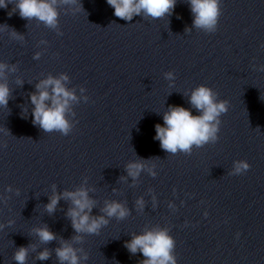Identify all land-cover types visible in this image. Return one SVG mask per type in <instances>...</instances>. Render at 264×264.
<instances>
[{"label": "water", "instance_id": "95a60500", "mask_svg": "<svg viewBox=\"0 0 264 264\" xmlns=\"http://www.w3.org/2000/svg\"><path fill=\"white\" fill-rule=\"evenodd\" d=\"M80 3V11L58 6L56 28L21 18L14 0L0 8V62L14 69L3 78L11 95L0 108V264H17L21 246L26 264H60L55 250L64 243L87 254L80 264H142L124 242L152 229L169 231L177 264H264V0H221L212 33L193 26L186 0L171 15L131 21L114 16L106 0ZM61 74L77 97L68 135L31 121L36 84ZM201 84L228 101L218 140L167 153L153 139L155 125L169 106L198 115L189 96ZM136 159L155 163L157 175L130 177L126 165ZM235 160L250 168L231 175ZM80 189L93 201L90 215L108 220L97 234L73 229L70 199L46 208L54 193ZM110 202L128 215L107 217ZM44 227L54 240H40ZM43 250L49 258L39 260Z\"/></svg>", "mask_w": 264, "mask_h": 264}, {"label": "clouds", "instance_id": "9594fccd", "mask_svg": "<svg viewBox=\"0 0 264 264\" xmlns=\"http://www.w3.org/2000/svg\"><path fill=\"white\" fill-rule=\"evenodd\" d=\"M12 0H0V8H6ZM193 16L192 24L195 28L204 32L212 33L217 29L220 16L221 0H186ZM71 4L77 11L82 5L80 0H14L13 12L18 10L19 16L27 20H38L44 25L56 28L58 26V6ZM106 3L114 9L113 15L125 21H131L134 16L150 17L152 19L163 18L171 15L177 0H106ZM12 13L10 12L9 15ZM6 27V26H5ZM58 34H62L58 32ZM12 35L18 40L23 36L12 30ZM45 41H41L44 43ZM34 58H39V53ZM7 71H14L8 65L0 62V108H5L11 95L8 83L3 82ZM264 70V66H261ZM169 87L174 85L175 74L172 71L164 73ZM68 80L66 74L59 77L48 76L36 84V91L30 95L31 121L38 125L44 132H59L68 135L75 122H69L67 112L70 102L77 99L74 92L66 88ZM18 83H22L18 81ZM83 92L84 89H81ZM218 94L210 87L201 84L191 90L189 102L192 108L199 113L194 115L190 108L183 106H169L163 113V124L155 125V136L153 139L160 142V147L170 154L178 152L190 154L193 146L202 147L207 143L218 140V132L221 124L220 116L228 110V101L218 99ZM87 100L88 98L85 97ZM261 99H264L261 97ZM26 112V110H25ZM23 118V115H22ZM7 130V134H8ZM155 163L151 160H132L126 165L127 174L136 178L142 170H146L155 177ZM250 168L246 160L233 161L231 175L242 174ZM11 190L10 187L8 189ZM61 197L70 199L73 207L69 209L68 216L71 218L72 227L77 233L97 234L99 230L107 225L105 216L92 217L93 201L89 199L84 189L75 192H64L50 197L46 208L52 212ZM153 200L156 196L153 194ZM137 203L142 207L143 200ZM169 207L175 205L169 202ZM103 212L107 217L124 218L128 210L119 202L106 203ZM207 215V213H205ZM36 234L43 242L55 239V234L47 227L36 229ZM124 247L132 254L140 252L145 258L142 264H177L174 255L175 240L167 229H152L141 234L134 235L131 240L124 242ZM56 255L60 264H80L81 260H87V254L78 257L76 250L68 243L57 248ZM28 249L26 246L19 247L13 254V260L17 264H26ZM49 258V252L43 250L39 253V260Z\"/></svg>", "mask_w": 264, "mask_h": 264}]
</instances>
